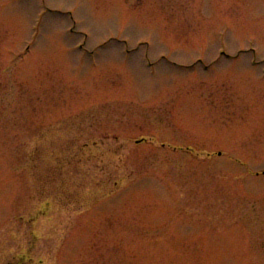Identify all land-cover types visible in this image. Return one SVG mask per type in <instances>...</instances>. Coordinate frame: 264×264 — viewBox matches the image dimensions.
Here are the masks:
<instances>
[{
    "label": "rangeland",
    "instance_id": "obj_1",
    "mask_svg": "<svg viewBox=\"0 0 264 264\" xmlns=\"http://www.w3.org/2000/svg\"><path fill=\"white\" fill-rule=\"evenodd\" d=\"M0 264H264V0H0Z\"/></svg>",
    "mask_w": 264,
    "mask_h": 264
}]
</instances>
